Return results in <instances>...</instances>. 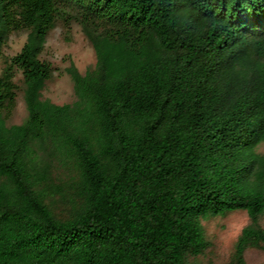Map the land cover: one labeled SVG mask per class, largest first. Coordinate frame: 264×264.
<instances>
[{
	"label": "trees",
	"instance_id": "obj_1",
	"mask_svg": "<svg viewBox=\"0 0 264 264\" xmlns=\"http://www.w3.org/2000/svg\"><path fill=\"white\" fill-rule=\"evenodd\" d=\"M73 1L116 25L86 31L96 66L69 67L78 99L59 105L40 98L38 58L54 0H0V50L30 30L0 72V264H190L209 244L200 219L236 209L238 264L264 248V0ZM14 66L28 114L8 126ZM33 140L77 166L71 217L33 188Z\"/></svg>",
	"mask_w": 264,
	"mask_h": 264
},
{
	"label": "rangeland",
	"instance_id": "obj_2",
	"mask_svg": "<svg viewBox=\"0 0 264 264\" xmlns=\"http://www.w3.org/2000/svg\"><path fill=\"white\" fill-rule=\"evenodd\" d=\"M57 12L54 22L47 31L38 58L47 61L51 67L50 77L44 81L40 98L55 104H72L78 99L74 81L69 73L73 65L81 74L96 66V52L86 31L93 35L102 34L116 25L104 18H97L86 12L73 0H54ZM29 29L10 31L0 50V72L26 42ZM13 81L16 84L15 105L5 117V124H21L27 117L25 84L21 69L13 67ZM5 115V112H2ZM31 146L41 157L42 169L47 178L33 186L58 218H68L79 211L81 200L76 194L78 169L75 163L62 162L63 154L48 141L33 140ZM255 150L264 153V141ZM39 167V168H40ZM208 246L198 255L189 256L190 264H238L235 244L241 229L249 223L245 210L236 209L223 214L209 215L200 219ZM264 227V215L259 217ZM240 264H264V248L249 247L244 251Z\"/></svg>",
	"mask_w": 264,
	"mask_h": 264
}]
</instances>
